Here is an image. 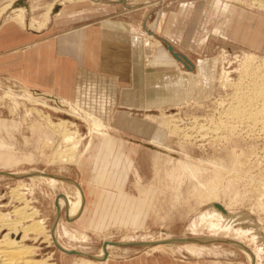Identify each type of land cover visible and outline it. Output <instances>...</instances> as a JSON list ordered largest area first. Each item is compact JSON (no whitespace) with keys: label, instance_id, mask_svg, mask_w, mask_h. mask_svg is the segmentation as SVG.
I'll list each match as a JSON object with an SVG mask.
<instances>
[{"label":"rangeland","instance_id":"1","mask_svg":"<svg viewBox=\"0 0 264 264\" xmlns=\"http://www.w3.org/2000/svg\"><path fill=\"white\" fill-rule=\"evenodd\" d=\"M214 1L0 0V26L11 22L27 34H31V31H49L55 20L65 14L76 16L78 22H92L96 16L108 15L113 18L145 17L151 22L158 18L162 29L149 26L137 27L140 32L135 29L143 39L144 47L150 42V47H146L149 49L146 65L155 55L156 48L163 46L153 33L162 37L165 25H170L171 30L179 26L182 35L189 34L199 45L197 47L200 48L193 50L176 44L177 50L187 55L194 65L205 58L217 60L213 91L207 102L179 105L163 111H131V116L139 120L156 116L153 123H158L162 142L153 139L148 146V137H144L147 135L126 134L112 125L114 129L109 130L110 135L123 141V151L129 155L141 177L139 186H136L135 178L129 173L123 192L136 199H142L143 196L146 198L134 203L126 200L123 205L117 200V183L106 181L102 184L91 176L90 156L95 153L94 150L84 154L85 158L79 163L83 147L95 134L90 136L89 125L74 113L76 106L60 98L43 96L45 93L34 91L18 81L0 77V141L13 147L11 152L15 158L9 165L0 163V173L19 174L18 177L0 175V214L14 221L18 219L14 214L15 209L29 206V212L37 211L36 220L43 221L46 230L44 235L25 234L24 227L32 225V221H24L17 228L0 226L1 248H7L9 243L15 242L20 246L32 247L33 258L40 261L84 264L83 260L87 258L64 253L55 244V239L69 249L93 257L104 248L105 243H155L165 239H193L190 243L171 247H114L107 251L105 262L108 259L120 262L139 255L145 257L144 254H156L165 258V264H264V123L259 120L261 123L258 121L255 124L251 119L234 122L238 126L239 135H232L226 128L222 129L225 132H212L214 123L216 125L228 121L224 113L233 103V94H236L243 74L255 72L258 67L264 69V52L248 49L223 37L218 28L213 29V19L208 21L203 11ZM217 1L228 6L221 9L219 3L216 5L218 9L228 10L233 7L264 18V7L260 3L258 5L256 0ZM21 12H25L26 25L15 19ZM50 12V20L47 22L46 16ZM247 56L254 58L246 61ZM179 68L185 71L182 65ZM224 72L230 80L227 86H223L221 80ZM25 95L53 108H58V103H65V108L58 113L28 101ZM168 117L169 120L181 121L174 124L181 126L182 130L187 128L192 138L185 141L182 135H173L169 128L173 123L165 124ZM66 120L74 126L53 129L55 124ZM200 125L204 127L199 129ZM67 136H71L72 140L65 141ZM47 139L49 141L46 143ZM92 145H98L97 138L92 139ZM160 146L173 151L165 154ZM74 152L78 155L75 163L62 161ZM163 153L165 160L156 163L155 159L159 155L164 156ZM169 156L173 159L172 163H167ZM178 161L184 163H176ZM179 164L191 170L197 168L199 174L191 177L188 171L180 172ZM36 174H50L81 184L86 197L83 214L71 221L65 209H73L74 206L68 204L55 224L57 202L67 193L74 197V192L63 181L36 177ZM208 183V186L217 188L216 199L200 186ZM145 189L151 190L147 197L143 194ZM13 190H18L27 199L28 205L19 201ZM109 192L115 195V199L108 200ZM211 202L222 205L227 217L222 218L220 210L217 211L219 213L207 212L213 204ZM127 206L138 207L143 211L142 225L132 227L124 226L119 221L115 223L118 209L125 211ZM248 252L253 254L251 258H248Z\"/></svg>","mask_w":264,"mask_h":264},{"label":"crops","instance_id":"2","mask_svg":"<svg viewBox=\"0 0 264 264\" xmlns=\"http://www.w3.org/2000/svg\"><path fill=\"white\" fill-rule=\"evenodd\" d=\"M219 3L221 9L228 8L216 0L203 11L208 21L213 19V29L218 28L223 37L248 49L264 52L263 16L233 7L221 10L216 6ZM77 19L76 16L65 14L55 20L49 31H31V34L22 32L11 22L2 24L0 77L66 100L102 121L108 130L114 129L113 125L126 134L147 135L144 137H148V146L153 139L163 141L158 123L154 125L157 117L139 120L131 116V111H163L179 105L208 101L213 91L217 60L205 58L194 65L187 55L177 50L176 44L193 50L200 48L189 34L182 35L179 26L171 30L170 25H165L162 37L153 33L163 46L156 48L155 55L146 65L149 49L144 47L143 39L137 32L140 30L136 28L149 26L162 29L158 18L154 22L145 17L113 18L109 15L96 16L92 22H78ZM168 46L172 47L173 53L190 61L192 66L176 59ZM180 65L185 71L179 68ZM93 138H97V146L92 145ZM123 147V141H118L109 131L95 134L83 147L79 160L80 163L85 158L84 154L94 150L95 153L90 156L91 176L102 184L106 181L117 183V200L122 205L126 200L134 203L146 199L144 196L136 199L123 192L129 173L135 178L136 186L141 180ZM12 150V146L0 141V163L11 164L10 161L15 159ZM77 185L80 198L76 205H73L70 196H66L69 204L74 206L73 209H69V206V210L65 209L71 221L83 214L86 204L81 184ZM149 192L151 190L145 189L143 194L147 197ZM113 199L115 195L109 192L108 200ZM142 216L143 211L138 207L127 206L125 211L119 208L115 223L119 221L124 226L132 227L142 225ZM144 255L120 262L108 259L105 263L165 264V258L160 255Z\"/></svg>","mask_w":264,"mask_h":264},{"label":"bare ground","instance_id":"3","mask_svg":"<svg viewBox=\"0 0 264 264\" xmlns=\"http://www.w3.org/2000/svg\"><path fill=\"white\" fill-rule=\"evenodd\" d=\"M257 2H258V5H259V3H260V6L262 5V8L264 7V2L256 0V3ZM49 15H51V12L48 13L47 16H46L47 17V22H49V20H50V19H48ZM0 16H1V11H0ZM15 19L18 20L22 25H26L25 12H21L20 14H17L15 16ZM37 24H40V23H37ZM39 27H42V25L40 24ZM145 46L147 48L150 47V42H147L145 44ZM253 58H254L253 56H247V60L246 61H250ZM180 61H185V60H180ZM185 62H187L189 66H192L191 65L192 63L190 61L187 60ZM249 68H251V67L249 66ZM253 69H255V68H253ZM251 70H252V68H251ZM252 72L253 71H251V73H250L248 71L249 74L248 73L243 74L242 79L238 83L239 84L238 85L239 88H237L238 87L237 86L236 87L237 91H235L236 94L235 93L233 94L234 97H235L233 99V103L232 104H230L231 102L229 103L230 106L231 105L232 106L231 107L230 106H228V107L226 106L227 107L226 110H228V111L226 113H224V114L226 115V117H227L226 119L228 121L224 120V121H221L220 124L217 123L216 125L214 123L213 126H212L214 128V131H212V132L218 133L217 130L220 131L223 128H226L228 131H230L232 133V135H234V134L236 135V134H238L237 133V127L238 126L236 124H233L234 122L237 123L239 121L242 122L244 120L249 121L251 119V120L255 121V124L259 120H262L261 122L264 123L263 122V120H264V69L258 67L255 72H253V73ZM221 80H222L223 86L228 84V82L230 81L228 79V74L224 72V74L221 77ZM43 96L47 97L48 95L47 94H43ZM48 97H50V96H48ZM26 98H27L28 101H31V102L36 103V104H40L42 107L48 108V109H50L52 111H56L58 113L60 111L62 112L63 108H65V103H58L59 107L58 108H53V107H50L49 105L45 104V102H43V101L41 102V101L37 100L36 98H33L30 95H27ZM231 100H232V98H231ZM229 107H230V109H228ZM73 111H74L75 114H77L78 118L82 119L84 122H86L89 125V130L91 132L90 136L94 135V134H106V133H108V131H109L108 127L102 121L97 119L96 117L92 116L91 114L87 113L86 111H84V110H82V109H80L78 107H74ZM74 116L76 117V115H74ZM173 117H175V116H173ZM169 119L170 118L168 117L167 120L165 121L166 122L165 124L166 125H170V123H173V124H171V127L169 126V128H171V133L173 135L178 133V136L182 135L183 138H185V141L186 140H190L192 138V136L189 135V133L186 131L187 128H183V130H182L181 126L174 124V123H180L181 121L179 122V121H174L175 119L174 120H169ZM261 122L259 121V124ZM66 125H73L74 126V124H72V123H70L69 121L66 120V121H63V122L55 124L53 126V129L54 130L55 129H61L62 127L64 128ZM202 127H204V125H200L199 129L202 128ZM210 128H211V126H210ZM208 129H207V131H209ZM263 130H264V128H263ZM223 132H225V131H223ZM224 139H226V138H224ZM71 140H72L71 136H67L66 139H65V141H71ZM189 143H191V142H189ZM160 148L162 150H164L163 152H165V154H168L167 152L173 151V150H171V149H169L167 147L160 146ZM163 155H164V153H163ZM164 157H165V155L164 156L159 155L158 159H155V162L159 163L160 161H162V159ZM65 158L66 159H62V161H64V162H68L69 161L71 163H73V162L75 163V160L78 159L77 152H74L73 154H71L70 157H68V158L65 157ZM188 158L190 159V157H188ZM163 160H165V159H163ZM172 162H173V159L170 158V156H169V158H167V163H172ZM176 163H184V162L178 161ZM185 163H187V162H185ZM179 165H180L179 171L180 170L182 172L188 171L191 174L190 175L191 177L197 176L199 174V170L197 168H196V170H191L188 166H186L184 164H182V166H181V164H179ZM179 165H178V167H179ZM8 175H11L13 177H18L19 176V174H13V175L12 174H8ZM8 175L6 174L4 176H8ZM34 176L43 177L45 179L49 178L50 180H53V181L55 179H57V180H60V181H63L65 183H67L69 186L72 187V190L74 192V197H72L69 193H67L65 196H63L58 201V211H57V214H56L57 219H55V221H56L55 224H57V222L59 220L60 211L62 213V210L64 209V207L70 203L69 199H67L66 196H70L69 198H71L70 200L73 203V205H76L77 201L79 200V198H80V189H79V187L77 185L78 183L74 182V181H72V180H70L68 178L60 179V178H58L59 176L57 177V176H54V175H52L53 177L50 176V175H47V174H36ZM8 177H10V176H8ZM208 185H209V183L205 184V185H201L200 184L201 188L206 189L207 191H209L212 194L211 195L209 193L211 195V197H213V199L215 197V199H216L217 194H218L217 193L218 192L217 188L215 186H208ZM206 190H204V191H206ZM17 191L13 190V192L15 194L14 196L19 201H22V202L26 203V205H28L27 199L24 198V196L22 194H20L19 191L18 192ZM207 197L211 198V197H209V195H207ZM211 203H213V202H211ZM214 203H216V202H214ZM214 203L209 207L207 212H210V211L217 212V211H219V209L218 210L216 209L215 205H220V204H214ZM220 206H221L223 211L220 210L219 212L224 214V215L221 214L222 218H226L227 217L226 210L224 209V207L222 205H220ZM219 212H217V213H219ZM14 214L18 217V219L14 220V221H11L8 218H6L4 214H0V226H1V228H3V227H5V228H17L18 226H21L22 222H24V221H32L33 222L32 225H30V226L28 225L27 227H24L25 234H29V233H33V234L35 233L36 234L37 233L38 235L39 234L40 235H44L46 233V230H45V228L43 226V224H44L43 221H37L36 220L37 211L33 210V211L29 212V206H25V207H21V208L15 209ZM215 223H217V222H215ZM55 224H54V227H53V233L55 232V226H56ZM170 240H172V239H165L164 241L159 240L160 242H155V243H153L152 245H149V246H143L142 245V246H122V247H140V248H146L147 247V248H152V247H155V246L159 247V246H163V245L171 247L172 245H175V244H182V243H190V242H192V241H180V242H177V243H169ZM182 240H184V239H182ZM116 243L134 244L136 242H134V243L116 242ZM141 243H147V242H141ZM160 243H164V244H160ZM55 244L64 253H66V252L67 253L76 252L74 249H69V248L65 247L64 245H62L59 242L58 239L57 240L55 239ZM114 247H119V246H114L113 244L105 243L104 244V248H102L100 250V252L94 257L95 259H91L93 256H91V258H88V257L82 256V255H86V254H83V253H80V252H76V253H80L81 254V255H78V256L87 258V260H83V261H85L84 264H97V263H101L102 264L103 261H104V263L106 261L105 255L107 254V251L109 249L114 248ZM33 250L34 249L32 247H27V246H22V245L20 246V245L16 244L15 242H11V243H9L7 248H1L0 247V264H51V263H48L46 260L40 261V260H37V259L33 258V254H34ZM241 250L245 251V249H242V248H241ZM248 254H249L248 258H251L252 255H253L252 253H249V252H248ZM74 255H76V254H74ZM86 256H89V255H86Z\"/></svg>","mask_w":264,"mask_h":264},{"label":"water","instance_id":"4","mask_svg":"<svg viewBox=\"0 0 264 264\" xmlns=\"http://www.w3.org/2000/svg\"><path fill=\"white\" fill-rule=\"evenodd\" d=\"M168 49L169 51L173 54V56L176 58V59H179V60H185L187 61V59L181 55H178V54H175L173 53L172 51V47L171 46H168ZM0 175H6L5 173H0ZM8 175V174H7ZM47 175H50V174H47ZM10 177H13L11 175H8ZM52 176V175H50ZM53 177V176H52ZM215 207L219 210H222L221 206L220 205H215ZM223 211V210H222ZM53 229V228H52ZM193 239H172L169 241V243H177V242H180V241H192ZM153 243H134V244H123V243H113L114 246H119V247H122V246H149V245H152ZM160 244H164V243H160ZM67 253V252H66ZM67 254H76V255H81L80 253H76V252H69ZM82 256H85V257H88V258H91V256H86V255H82ZM91 259H95L94 257H92Z\"/></svg>","mask_w":264,"mask_h":264}]
</instances>
